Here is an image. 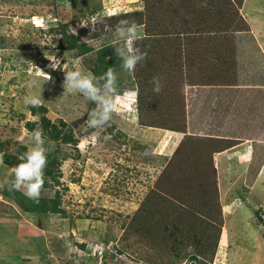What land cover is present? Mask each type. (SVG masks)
I'll use <instances>...</instances> for the list:
<instances>
[{
	"label": "rangeland",
	"instance_id": "rangeland-1",
	"mask_svg": "<svg viewBox=\"0 0 264 264\" xmlns=\"http://www.w3.org/2000/svg\"><path fill=\"white\" fill-rule=\"evenodd\" d=\"M192 2L200 27L181 13V0H0V228L11 250L0 245V264H264V170L256 182L252 174L264 164V108L247 113L264 100V86H253L264 81V51L243 0ZM139 9L143 39L134 46L147 56L128 74L114 54L122 43L114 29L129 20L122 12ZM93 18L101 21L94 30ZM109 67L115 112L93 129L87 114L96 106L64 89V71L95 79ZM30 93L77 142L44 135L41 113L23 103ZM250 117L258 121L251 171L227 166L219 181L213 150L231 145L228 132L248 137ZM37 129L60 161L41 192L60 194V214L23 211L4 195L13 168L4 154L21 157Z\"/></svg>",
	"mask_w": 264,
	"mask_h": 264
},
{
	"label": "clouds",
	"instance_id": "clouds-1",
	"mask_svg": "<svg viewBox=\"0 0 264 264\" xmlns=\"http://www.w3.org/2000/svg\"><path fill=\"white\" fill-rule=\"evenodd\" d=\"M93 18L91 25L99 23ZM87 22H82L80 27H88ZM74 30V29H73ZM115 34L120 38L122 43L114 47L115 56L121 61V69L132 74L136 66L145 60L147 52L141 51L135 47V41L143 39L142 33L138 31V25L135 21L120 20L115 26ZM75 32V30H74ZM52 63L50 67L53 70L60 68L61 62L56 57L49 59ZM43 72V71H42ZM45 73V72H43ZM65 79L63 87L69 92H77L83 97L95 104L87 114V125L93 129L103 128L108 125L115 112L116 103V80L117 76L112 67L95 79L84 75L81 71H64ZM149 83L153 84V91L159 93L162 85L159 77H153ZM25 106L36 108L42 104V96L30 93L24 97ZM29 137L33 146L24 152L20 157V163L13 166L11 177L4 181L7 190L10 192L20 191L22 194L39 203L41 192L44 186V170L47 167L46 149L44 148V140L41 130H33L29 133ZM150 152L146 151L145 155ZM3 156L0 154V162Z\"/></svg>",
	"mask_w": 264,
	"mask_h": 264
},
{
	"label": "trees",
	"instance_id": "trees-1",
	"mask_svg": "<svg viewBox=\"0 0 264 264\" xmlns=\"http://www.w3.org/2000/svg\"><path fill=\"white\" fill-rule=\"evenodd\" d=\"M181 3L183 5H185V8L182 6L183 10L184 9H188L189 10V11L187 10L186 13L184 11H181V13H183L185 15H189V18L194 20L195 24L200 27V25L198 23V18H197L198 16L196 15L197 12H195V10H194V9L198 8L197 4L193 3L192 0H181ZM208 6H210V3H209ZM206 9H208V8H206ZM171 10H172V7L170 6V10L169 11H171ZM174 11L178 12L179 9L176 8V9H174ZM215 11H216V9H215ZM179 12L177 14H179ZM121 14H123L126 18H128L129 21H135L138 26H140V24L143 23V22L139 21V17H138V15H142L140 10L139 11L138 10H134V11H130V12L124 11ZM200 15H202V13ZM183 18H184V15H183ZM200 19H203V18L201 17ZM190 22L191 21L188 20L187 18L183 19V24H185V26H187L188 29H189V27H191V25H193ZM67 26H68L67 23L62 24L63 28L60 29V30L66 29ZM186 34H189V33H186ZM73 37L74 36L71 35V38L74 41ZM75 46L76 45L71 44V45L68 46V48L71 49V48H74ZM82 49L84 50L85 53H87L90 50V48L87 47L85 44L82 45ZM217 49H218V47H217ZM109 51L110 50H106V53L109 52ZM219 53H220L219 51L216 52V54H219ZM220 58L221 57H219V59ZM255 64L258 65L259 63L258 64L255 63ZM258 82H263L264 83V81H260V80ZM263 83H261V84H263ZM261 84L258 83V85H260V89L262 90L264 85H261ZM258 100H259L258 103L261 106H264V100L261 101L260 98ZM46 110L47 109L44 106H42V105L40 107L33 108V112L34 113H36L38 111L41 113V122H42V126L44 128V131H43L44 135H46L50 139L62 138L63 142H70V141L77 142L78 139L73 137L74 135L71 133V131L63 133L64 129L58 128L57 126L51 124L50 119H48V117L46 116ZM32 128H33V126H32ZM49 128H51V129H49ZM24 152H26V151L24 150ZM46 156H47V161L48 162H47V167L44 170V178L45 179H47V178H51V179L52 178H56V170H59L60 161L52 153H46ZM4 162L6 164L10 165L11 167H13L16 164L20 163L21 161H20V157H18L16 155H14V157H13L11 154H6L5 153L4 154ZM260 167H261V164L259 165V168L257 167V170L255 171V173H253L254 171H252V174H253L254 178L259 173ZM250 171H251V169L249 168V172ZM11 174H10V177H11ZM45 185H46V182H45ZM4 195L6 197L14 200L20 206V208L23 209V211H26V212H29V213H33V214L39 213L41 216H44V215H48V214H50V215L51 214H60V213H62L64 211L62 209V207H61V204H60V194L58 192L56 193V197H51L50 198V197L40 196L39 203H36V202L26 198L22 194V192H20V191H15V192L8 191L6 185H5ZM144 230L147 231V229L145 227H143V231ZM156 232H157V230H156ZM82 246L85 247V244H82ZM120 251H122V250H120ZM191 256L195 260L198 258L197 253H193ZM200 263H201V260L199 261L198 264H200Z\"/></svg>",
	"mask_w": 264,
	"mask_h": 264
},
{
	"label": "crops",
	"instance_id": "crops-1",
	"mask_svg": "<svg viewBox=\"0 0 264 264\" xmlns=\"http://www.w3.org/2000/svg\"><path fill=\"white\" fill-rule=\"evenodd\" d=\"M216 7H217V2H213ZM216 9V8H215ZM255 9V11L253 10ZM140 10V9H139ZM241 12H245V15L247 16V20L249 23V26L251 27L252 31L254 32V34L256 36H259V40L261 41L259 48L261 49L262 53L264 51V0H243V4L241 6ZM254 16V18H251V16ZM259 65V64H258ZM239 86V85H238ZM253 86H258L260 87V85H253ZM257 88V87H254ZM258 107H255L254 105V109L248 110L247 113H251L252 115H255L256 113L259 112V109L264 108V106H261L259 103H256ZM257 109V110H256ZM222 113H227L226 110ZM219 118H221V116H218ZM250 121V131H248L250 134L248 135V137H244V138H236L235 134L233 131H231V133L228 132V139L231 140V145L222 149V150H213L214 154V158H212V164L214 169H217L218 175H219V181H221L222 176H224V173L227 170V166H234L237 169L240 168V171L238 173L240 174H245L247 176V171H249L250 168V164L252 161V153L255 151L254 150V146H253V142L251 141L252 139L250 138V135H254L255 134V130L257 129L255 127V124L258 122H255L254 118L249 119ZM166 131V130H165ZM173 131V133H179V131ZM180 134H182L180 132ZM191 134V133H189ZM183 135V134H182ZM184 135H186L184 133ZM183 135V136H184ZM243 135V134H242ZM200 138V135H196ZM196 138L197 141H199V138ZM217 138V137H216ZM168 141V140H167ZM236 141V142H235ZM166 144V140L164 141L163 146ZM170 145H172L171 143H169ZM253 151V152H252ZM248 157V159H245V157ZM251 157V159H250ZM238 159L239 160V164L241 165V167H237L235 165V163H233L232 161ZM244 166V167H243ZM242 169V170H241ZM264 170V164H262V166L260 167V171L257 175V177H255V182L257 179H259L260 174L263 172ZM221 177V178H220ZM222 186V185H221ZM254 187H256V183L254 184ZM253 188V185H252ZM6 232H7V228H5L3 226V228H0V245L1 244H5V243H9V240L6 241ZM13 238H16V236H14ZM20 238H16V243H20V241L18 240ZM18 245L15 246V248H17ZM7 247V249H6ZM9 246L4 245V248L6 249V253L11 254V250L8 248ZM9 262L7 264H11V260H8ZM7 261H5L6 264ZM13 264H20V263H13Z\"/></svg>",
	"mask_w": 264,
	"mask_h": 264
}]
</instances>
